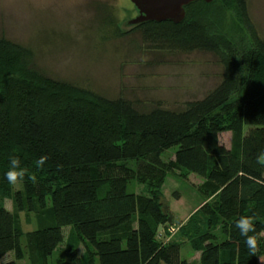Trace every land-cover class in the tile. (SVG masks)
<instances>
[{
	"label": "trees",
	"instance_id": "trees-1",
	"mask_svg": "<svg viewBox=\"0 0 264 264\" xmlns=\"http://www.w3.org/2000/svg\"><path fill=\"white\" fill-rule=\"evenodd\" d=\"M198 1L203 0L185 7L179 23L146 21L136 27L165 47L218 58L219 82L179 109L159 103L139 109L127 98L42 74L32 68L29 47L0 36V259L14 253L0 264H17L25 256L21 211L37 218L38 227L25 233L30 264H192L180 255L184 242L200 252L199 264H264V237H257L259 251L250 255L235 226L241 216H252L257 233L264 231V166L257 163L264 152V38L249 17L247 0L203 1L227 3L247 32V46L221 49L205 25L187 19ZM240 91L242 97L232 100ZM228 130L234 137L230 148L218 137ZM173 146L174 157L161 162ZM13 155L37 183L26 177L14 190L5 176ZM41 156L48 159L37 167ZM174 170L203 177L204 190L215 198L168 236L159 196L167 172ZM133 180L146 184L147 194L129 192ZM103 185L108 188L100 196ZM5 199L12 200L13 212Z\"/></svg>",
	"mask_w": 264,
	"mask_h": 264
},
{
	"label": "rangeland",
	"instance_id": "rangeland-1",
	"mask_svg": "<svg viewBox=\"0 0 264 264\" xmlns=\"http://www.w3.org/2000/svg\"><path fill=\"white\" fill-rule=\"evenodd\" d=\"M247 6L257 33L264 38V0H247ZM137 14L130 0H0V36L29 47L34 70L109 98H127L139 109H149L155 103L179 109L189 100L202 98L219 82L222 66L215 54L165 47L152 38L154 34H144L136 29L137 24H128ZM187 19L205 25L223 50L248 45L240 19L223 1H198L188 10ZM240 97L241 91L232 100ZM218 137L225 147L234 145L231 131L220 132ZM176 149L165 150L161 162L172 159ZM127 165L137 167L134 161ZM205 185V179L196 173L167 172L160 194L174 215V234L196 209L213 203L214 194L204 190ZM13 188L21 189L22 183ZM107 188L103 185L98 194L103 196ZM127 190L147 194L146 184L135 180L128 183ZM4 206L13 212L11 199H5ZM36 220L34 212L18 214L25 256L17 264H30L25 233L38 227ZM69 229L63 228L64 238H68ZM64 249L62 244L53 253L54 261ZM77 249L81 254L82 244ZM180 255L197 264L195 250L188 244L183 243ZM13 259L14 253L9 252L0 263Z\"/></svg>",
	"mask_w": 264,
	"mask_h": 264
},
{
	"label": "water",
	"instance_id": "water-1",
	"mask_svg": "<svg viewBox=\"0 0 264 264\" xmlns=\"http://www.w3.org/2000/svg\"><path fill=\"white\" fill-rule=\"evenodd\" d=\"M137 8L138 14L128 21V24H138L146 21L161 22L165 20L174 23L181 22L185 15V7L197 0H130ZM210 3L213 0H203ZM159 203L161 204L162 212L167 216L169 224L173 223L174 215L170 211L167 202L162 195L159 196ZM180 222V220H179ZM162 226H158V231Z\"/></svg>",
	"mask_w": 264,
	"mask_h": 264
},
{
	"label": "clouds",
	"instance_id": "clouds-1",
	"mask_svg": "<svg viewBox=\"0 0 264 264\" xmlns=\"http://www.w3.org/2000/svg\"><path fill=\"white\" fill-rule=\"evenodd\" d=\"M48 157L41 156L37 161V167H42ZM257 163L264 166V152L260 153L257 157ZM9 184L17 185L23 183L27 177L32 183H37V177L35 174H29L26 169L21 167V161L18 156H11L9 160V170L5 174ZM239 229L240 234L245 237V242L250 255H255L259 251L258 236L264 237V231L257 233L255 218L252 216H241L235 224ZM251 233V235H250ZM264 261V257H261Z\"/></svg>",
	"mask_w": 264,
	"mask_h": 264
},
{
	"label": "built area",
	"instance_id": "built-area-1",
	"mask_svg": "<svg viewBox=\"0 0 264 264\" xmlns=\"http://www.w3.org/2000/svg\"><path fill=\"white\" fill-rule=\"evenodd\" d=\"M166 230L168 233H170L169 235H173L174 232L176 231L175 225L167 223Z\"/></svg>",
	"mask_w": 264,
	"mask_h": 264
},
{
	"label": "crops",
	"instance_id": "crops-1",
	"mask_svg": "<svg viewBox=\"0 0 264 264\" xmlns=\"http://www.w3.org/2000/svg\"><path fill=\"white\" fill-rule=\"evenodd\" d=\"M184 244H188V242H184ZM189 245V244H188ZM183 246V244L181 245V247ZM190 246V245H189ZM181 247H180V254H181ZM191 248V247H190ZM196 253V260L197 264H199V256H200V252L199 251H195Z\"/></svg>",
	"mask_w": 264,
	"mask_h": 264
}]
</instances>
